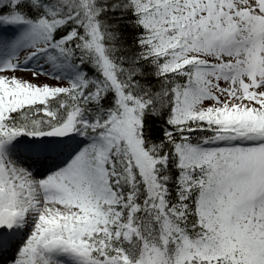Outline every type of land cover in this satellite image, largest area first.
Returning <instances> with one entry per match:
<instances>
[{
    "label": "snow or ice",
    "instance_id": "obj_1",
    "mask_svg": "<svg viewBox=\"0 0 264 264\" xmlns=\"http://www.w3.org/2000/svg\"><path fill=\"white\" fill-rule=\"evenodd\" d=\"M0 264H264V0H0Z\"/></svg>",
    "mask_w": 264,
    "mask_h": 264
}]
</instances>
